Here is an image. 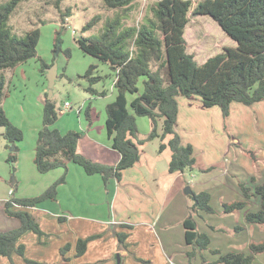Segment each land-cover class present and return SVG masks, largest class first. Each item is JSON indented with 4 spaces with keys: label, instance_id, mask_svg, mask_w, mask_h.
<instances>
[{
    "label": "rangeland",
    "instance_id": "374dc122",
    "mask_svg": "<svg viewBox=\"0 0 264 264\" xmlns=\"http://www.w3.org/2000/svg\"><path fill=\"white\" fill-rule=\"evenodd\" d=\"M5 1L0 0V4ZM198 1L193 0V7ZM155 2L134 0L126 11V24L138 26L147 17H153ZM116 11L120 12L121 9L109 8L104 0H22L11 15L10 24L14 32L21 35L39 27L40 39L35 57L0 71L6 76L3 108L11 122L23 131V139L17 143V159L11 164L7 158L12 150L4 136L5 128L0 127V207L3 198L8 196L9 199L10 188L15 189L16 197L37 196L66 173L65 182L58 186L62 204L59 205L57 200L48 201L56 203L60 210L66 205L72 212H89L95 214L97 219L112 214L114 203L112 205L111 193L96 183L97 179L102 180L99 174L88 175L73 162H68L66 170L57 168L41 173L36 167L34 156L38 131L43 126L44 104L48 97L46 93L49 90L47 69H43L42 62L50 64L54 58L57 63V79L51 99L56 102L58 119L51 127L63 133L77 130L83 135L91 132L97 138L102 136L103 140L108 139L105 131L106 106L117 94L114 86L116 73L107 62L84 52L75 40V33H100L106 20ZM96 16H99L97 22L84 32L83 27ZM188 17L184 34L187 51L194 55L198 63H204L209 57L222 52L226 46L237 45L210 15L194 14L191 10ZM57 32L60 39H57ZM56 43L58 49L55 51ZM90 65L96 66L94 75L102 76L93 87L98 93L104 92L103 95H94L86 90L90 82L84 75ZM152 67L156 69L157 64L153 63ZM143 79L139 81L140 93L143 92ZM133 97L128 94L129 103ZM66 102L71 104V108H65ZM178 102L181 119L176 131L183 143L193 144L195 166L186 168L180 174L170 172L171 149L167 147L160 151V145L167 143L170 136L164 139L157 136L139 145V167L154 192L150 197H154L155 205L164 204L167 196L169 201L178 193L176 201L185 203L182 210L184 217L192 216L198 229L210 235L211 244L208 249L198 251L194 257L189 256L192 247L185 243V237L179 231L182 222L177 221L174 255L170 264L213 262L218 258V254L213 253L214 249L249 252L251 243L264 241V224L248 223L244 218L248 210L260 207V198L255 195L254 187L264 180V102L252 105L233 102L230 119L229 116L224 119L218 105L205 107L198 97L179 96ZM88 109L91 122L86 115ZM129 110L134 113L130 104ZM163 120L162 117L157 120L159 134L162 132ZM137 125L138 137L145 139L153 129L154 122L147 116H137ZM152 169L158 174H153ZM241 183L249 188L248 197L244 196ZM187 187L190 192H186ZM203 190L211 193L213 212L195 209L196 201L191 193ZM242 199L247 201L245 208L230 213L224 211V202ZM126 203L123 192L117 198L115 208L123 214L127 211L123 210ZM48 209L53 210L51 203ZM114 222L111 225H115ZM255 264H264V252L257 254Z\"/></svg>",
    "mask_w": 264,
    "mask_h": 264
},
{
    "label": "trees",
    "instance_id": "16d2710c",
    "mask_svg": "<svg viewBox=\"0 0 264 264\" xmlns=\"http://www.w3.org/2000/svg\"><path fill=\"white\" fill-rule=\"evenodd\" d=\"M22 0H7L0 4V71L12 68L37 55L40 28L36 27L24 34L14 32L10 17ZM109 8L121 9L108 18L103 30L98 34L85 35L75 33V40L80 48L103 62H107L116 73L114 86L117 90L115 99L106 106L105 128L111 139L112 147L119 151L120 159L115 164L94 160L79 152L78 144L83 136L81 131L69 130L66 133L51 125L58 119L56 102L47 97L44 104L43 126L38 131L34 162L39 172L46 173L56 168L68 167V162L78 164L88 175L99 174L105 186L109 180L121 181L125 169L134 166L140 159L139 145L146 140L160 136H170L168 142L160 145V151L169 147L171 158L170 172H183L196 164L194 146L183 143L176 131L178 124V97H198L205 107L218 105L224 119L230 114L231 104L240 102L245 105L264 100V0H200L193 7V0H156L153 17H147L140 25H127V13L134 0H104ZM193 7V8H192ZM207 14L216 20L222 29L237 42L236 46H226L224 50L209 57L204 63H198L192 53L187 51L184 36L189 22L188 14ZM125 12V13H124ZM99 19L94 17L84 27L85 32ZM57 39H60L57 32ZM58 43L55 45V51ZM42 62L43 69L53 63ZM157 68L153 69L152 64ZM95 65H90L85 77L89 80L86 90L98 93L93 87L100 81L101 75H94ZM143 79V92H139V81ZM6 76L0 73V127L5 128L4 136L12 152L7 160L11 164L17 159V143L23 139V131L8 118L2 100L5 92ZM128 94L134 97L128 100ZM48 96V92L46 93ZM129 104L133 109L129 110ZM86 115L91 122L89 109ZM137 116H147L154 122L148 137H138ZM163 118L162 132H157V120ZM66 180L64 173L58 180L40 195L16 197L15 189L4 202V211L15 218L19 225L7 231H0V256L7 257L11 264L13 254L24 257L27 264H44L25 257V245L19 243L20 237L27 231H33L39 237L47 236L36 215L25 207L39 206L48 199L57 200L58 186ZM244 196H249V188L240 184ZM255 195L260 198V207L248 210L245 221L264 224V180L255 185ZM195 209L213 212L211 193L203 190L192 192ZM17 205L20 208L16 209ZM247 205L245 199L224 202L227 213L242 210ZM59 216V220H64ZM130 228V224L122 223ZM185 241L192 247L189 256L206 250L211 244L207 232L200 231L196 220L189 216L183 221ZM240 228V227H237ZM242 228V227H241ZM119 249L126 247L128 233L113 230ZM102 236L92 234L80 237L76 242V256L87 250L88 242ZM71 244L60 249L63 264L69 262L67 251ZM264 252V241L251 243L250 251L214 249L218 258L207 264H255L257 254ZM121 255V254H120ZM122 258V255H121ZM144 263L147 260L139 259ZM90 264V263H88ZM92 264V263H91ZM96 264V263H93ZM122 264V261L121 263ZM192 264V263H189Z\"/></svg>",
    "mask_w": 264,
    "mask_h": 264
},
{
    "label": "crops",
    "instance_id": "0c3cea01",
    "mask_svg": "<svg viewBox=\"0 0 264 264\" xmlns=\"http://www.w3.org/2000/svg\"><path fill=\"white\" fill-rule=\"evenodd\" d=\"M180 114L181 109L179 108L178 123L181 119ZM100 137L97 138L91 132L83 135L78 144L79 152L94 160L115 164L121 156L119 151L112 147L111 139L108 136V139L105 140L102 139V136ZM139 164L138 161L134 166L125 169L121 181L114 178L109 180L107 187L103 179L92 177L101 182H96L101 188H105L109 194L111 193L112 205L114 203L112 214L103 217V219H97L95 214H88L89 212H72L66 205H63L62 210H60L56 203L48 200L39 206L25 207L37 216L42 229L47 234V236L39 237L35 232L27 231L20 237L19 243L25 245V257L44 264H63L60 249L65 244L70 243L71 247L66 254L69 257L67 264H117V254L122 255V264H170L174 255L175 224L177 221L182 222H180L179 231L185 237L183 226L185 217L182 212L185 203L183 204L181 200L176 201V198L179 197L176 196L178 194L176 193L173 199L168 201L167 196V199L163 201L164 204L155 205L154 197H150L154 192ZM152 173L158 174L154 172V169H152ZM129 174L131 176H128ZM11 191L12 188L9 189L8 194H11ZM123 192L127 199L123 210L127 211L122 214L115 208V204ZM67 196L68 193L66 198ZM7 199L8 196L1 200L0 212L3 215L0 216V231H7L19 225L15 218L10 217L4 211V202ZM57 201L59 205L62 204L59 194ZM50 203L53 210L48 209ZM14 208L20 207L15 205ZM59 216H64V220H59ZM112 221H115L114 224H116L111 225ZM122 223L130 224L132 227L125 229L127 227H122ZM3 225L6 228H3ZM119 225L121 227H118ZM113 230L128 233L125 248L119 249L117 237ZM97 233L102 234V236L90 240L85 253L76 256L78 238ZM12 258L14 264H27L24 257L17 253H14ZM139 259L147 260L148 263ZM0 264H11V262L7 257L0 256Z\"/></svg>",
    "mask_w": 264,
    "mask_h": 264
},
{
    "label": "water",
    "instance_id": "95a60500",
    "mask_svg": "<svg viewBox=\"0 0 264 264\" xmlns=\"http://www.w3.org/2000/svg\"><path fill=\"white\" fill-rule=\"evenodd\" d=\"M47 79H48V97H53V87L55 84V81L57 79V63H53L50 67L47 68ZM190 192V188H186V192ZM121 262V256L120 254H117V264H120Z\"/></svg>",
    "mask_w": 264,
    "mask_h": 264
},
{
    "label": "built area",
    "instance_id": "2783aa9c",
    "mask_svg": "<svg viewBox=\"0 0 264 264\" xmlns=\"http://www.w3.org/2000/svg\"><path fill=\"white\" fill-rule=\"evenodd\" d=\"M68 107H70V108H71V104H70V103H68V102H66V103H65V108H68Z\"/></svg>",
    "mask_w": 264,
    "mask_h": 264
}]
</instances>
